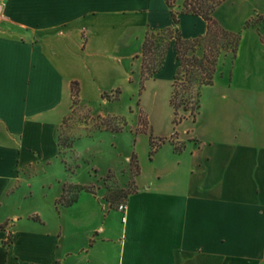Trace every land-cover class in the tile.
Listing matches in <instances>:
<instances>
[{"label":"crops","instance_id":"crops-1","mask_svg":"<svg viewBox=\"0 0 264 264\" xmlns=\"http://www.w3.org/2000/svg\"><path fill=\"white\" fill-rule=\"evenodd\" d=\"M225 1L214 17L235 32L217 15ZM0 2V264H264V20L242 21L237 54H221L202 87L183 150L161 145L155 177L139 176L123 221L100 196L61 202L65 182L41 175L59 154L72 83L87 101L141 83L146 34L173 27V9L166 0ZM179 28L193 39L208 23L181 14ZM178 66L172 39L145 82L172 90Z\"/></svg>","mask_w":264,"mask_h":264},{"label":"rangeland","instance_id":"rangeland-1","mask_svg":"<svg viewBox=\"0 0 264 264\" xmlns=\"http://www.w3.org/2000/svg\"><path fill=\"white\" fill-rule=\"evenodd\" d=\"M171 1L174 11L181 13L184 0ZM258 13L264 14V0H226L217 15L231 21L242 36L241 23L246 17H255L251 24L264 20ZM261 39L264 41V27ZM204 53L211 56L213 52L201 45L195 54L203 57ZM193 55L192 50L186 52L187 58ZM143 81L141 77V83L129 84L124 91L106 92L99 101L79 99L71 104L58 128L59 154L46 164L47 173L41 175L58 186L65 182L62 201L69 202L82 192L109 203L113 199L112 207L122 217L118 207L127 204L130 193L138 191L139 176L142 174L146 182L155 177L153 159L157 152L151 156V139L156 144L163 138L164 143L173 142L177 148L184 146L186 130L195 127L190 111L179 108L177 119L182 122L174 123L171 83L164 82L158 88ZM82 202V206L88 205L86 199Z\"/></svg>","mask_w":264,"mask_h":264},{"label":"trees","instance_id":"trees-1","mask_svg":"<svg viewBox=\"0 0 264 264\" xmlns=\"http://www.w3.org/2000/svg\"><path fill=\"white\" fill-rule=\"evenodd\" d=\"M224 1L225 0H184L183 11L177 13L173 9L174 5L172 1L166 0L168 6L173 9L175 25L158 32H149L145 37L141 53L143 61L141 75L144 81L155 77V75L163 69L170 43L172 39L176 41L179 66L173 80L170 97V104L174 109V123L176 124L182 122V119H177L178 110L181 107L185 111H190L194 122H196L201 108L202 87L204 85L213 84L220 55L223 51H231L233 55L237 54L241 40L240 32L227 30L214 17L217 6ZM181 14L202 16L208 23L207 34L193 39L185 38L179 28ZM250 25V20H248L245 26ZM201 45H203L206 50L208 47L213 52L211 56L204 53L203 57H198L195 54ZM188 50L194 52L192 58L186 57V52ZM71 92L73 105H75L80 99L79 82L75 81L72 83ZM164 142L165 139L161 138L160 142L156 144L155 140L151 139V156L159 150ZM173 144L176 150H183V147L177 148L176 144ZM137 167L140 169L139 164H137ZM133 193H136V191ZM133 193H130V195ZM62 198L60 201L65 204H71L76 200L75 198L69 202H65L62 201ZM114 204L115 201L110 199V205L112 206Z\"/></svg>","mask_w":264,"mask_h":264},{"label":"built area","instance_id":"built-area-1","mask_svg":"<svg viewBox=\"0 0 264 264\" xmlns=\"http://www.w3.org/2000/svg\"><path fill=\"white\" fill-rule=\"evenodd\" d=\"M4 17L3 14V5L0 2V21L2 20V18ZM119 211H121L123 213V221H126L127 216H126V212H127V204H120L118 207Z\"/></svg>","mask_w":264,"mask_h":264}]
</instances>
